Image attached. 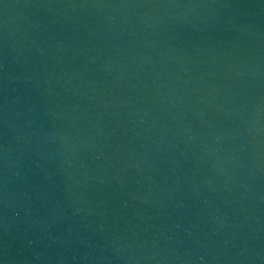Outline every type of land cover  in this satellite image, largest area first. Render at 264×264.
Masks as SVG:
<instances>
[{
    "label": "water",
    "instance_id": "obj_1",
    "mask_svg": "<svg viewBox=\"0 0 264 264\" xmlns=\"http://www.w3.org/2000/svg\"><path fill=\"white\" fill-rule=\"evenodd\" d=\"M0 264H264V0H0Z\"/></svg>",
    "mask_w": 264,
    "mask_h": 264
}]
</instances>
